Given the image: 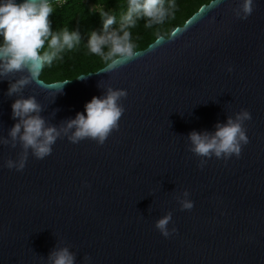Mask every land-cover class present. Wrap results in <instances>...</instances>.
<instances>
[{
  "label": "water",
  "instance_id": "water-1",
  "mask_svg": "<svg viewBox=\"0 0 264 264\" xmlns=\"http://www.w3.org/2000/svg\"><path fill=\"white\" fill-rule=\"evenodd\" d=\"M210 2L114 69L0 75V264H52L62 249L74 264H264V0L247 19L243 0ZM109 91L125 93L118 126L103 143L73 142L68 122ZM28 98L59 133L43 159L10 135L12 105ZM244 111L239 158L192 151L190 133Z\"/></svg>",
  "mask_w": 264,
  "mask_h": 264
},
{
  "label": "clouds",
  "instance_id": "clouds-1",
  "mask_svg": "<svg viewBox=\"0 0 264 264\" xmlns=\"http://www.w3.org/2000/svg\"><path fill=\"white\" fill-rule=\"evenodd\" d=\"M254 0H243L241 10L243 19H247L253 11ZM220 0H211L207 7L215 6ZM127 13L122 17L123 24L120 31L107 35H98L92 32L88 41V50L91 54L99 56L103 61L102 67L111 70L133 59L137 55L135 46L131 43V33L127 28L136 26V19L143 18L147 21L145 27L153 24H162L169 16V10L165 8L163 0H127ZM174 8V5H170ZM54 11L51 0H0V75L5 73L27 69L33 79H36L45 64H51L57 54L65 49L71 50L79 43L80 37L76 32H69L66 28L60 33H53L49 16ZM103 17V29L107 32L110 25L115 22L114 16L101 12ZM49 51H43L45 44ZM108 48L105 53L104 49ZM231 71V69H229ZM83 79L84 76H80ZM27 80H21L19 85L26 84ZM68 83H45L47 88L61 87ZM18 85L14 84L9 94L16 92ZM124 92L109 91L104 97H93L85 104L84 112L77 113L76 117L68 122L66 131L74 129L71 140L77 142L83 138L98 139L103 143L107 135L118 126V120L122 115V109L117 101ZM40 106L34 98L17 100L12 105L13 118H19V123L11 129V137L15 140L18 136L25 149L31 148L38 159H43L51 154V146L59 133L56 129L46 127L45 121L38 115ZM251 119V114L244 111L236 120L229 119L225 125H217L214 134H201L192 132L189 139L193 145L192 151L200 156L215 155L225 159L235 156L239 158L242 145L249 140L242 129L241 122ZM8 168L15 167L22 171L25 160L14 165L11 161ZM192 203H184V209L193 208ZM171 219L166 216L160 219L156 228L167 238L169 236L166 226ZM52 264H74V257L67 249L59 250L50 257Z\"/></svg>",
  "mask_w": 264,
  "mask_h": 264
},
{
  "label": "trees",
  "instance_id": "trees-1",
  "mask_svg": "<svg viewBox=\"0 0 264 264\" xmlns=\"http://www.w3.org/2000/svg\"><path fill=\"white\" fill-rule=\"evenodd\" d=\"M210 0H163L164 6L169 10V16L162 24H153L145 27L147 21L143 18L136 20V26L127 28L131 33V43L136 50L146 48L159 36H169L171 31L182 25L188 17L197 11L201 5ZM54 11L49 16L53 33H60L67 29L70 33L79 34L80 40L71 50L65 49L57 54L52 63L45 64L40 78L47 82L73 79L80 74H86L102 68L103 61L99 56L91 54L88 50V41L92 32L98 35H107L120 31L124 23L122 17L127 13V0H60L52 2ZM170 5H174L172 8ZM101 12L115 17V22L109 26L107 32L103 29ZM43 51H49L47 43ZM105 53L108 48L104 49Z\"/></svg>",
  "mask_w": 264,
  "mask_h": 264
}]
</instances>
